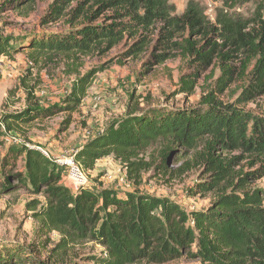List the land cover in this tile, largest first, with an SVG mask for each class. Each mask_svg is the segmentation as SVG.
I'll return each mask as SVG.
<instances>
[{"label": "trees", "instance_id": "16d2710c", "mask_svg": "<svg viewBox=\"0 0 264 264\" xmlns=\"http://www.w3.org/2000/svg\"><path fill=\"white\" fill-rule=\"evenodd\" d=\"M174 1L54 0L44 22L65 20L67 30L27 41L0 37V59L14 60L19 49H28L22 54L31 56L34 69L43 57L75 61L79 55L129 41L133 56L151 49L153 56L163 53L157 57L158 64L176 55L185 59L194 71L181 79L184 92H194L190 79H198L205 67L220 72L197 107L131 111L79 149L75 160L85 171L110 157L121 162L132 191L81 186L73 192L64 182L66 167L27 145L7 146L0 160L2 192L11 194L16 182L44 202L31 206L39 209L36 218L41 226L36 251L6 249L16 253L8 259L0 254V264H167L183 258L200 264H264V190L248 185L264 174V116L236 107L264 96V0H220L213 20L197 0H188L184 12L177 15ZM16 3L5 1L7 6ZM237 79L243 80L241 95L237 103L226 105L216 94L226 92ZM89 84L88 76L79 78L65 101L48 107L35 102L19 114L3 117L0 145H4V129L22 131L35 121L60 114L66 116L61 128L66 132ZM29 97L34 100V88ZM160 142L165 145L156 159L149 151ZM217 148L242 151L260 167L234 175L232 166L239 158L220 161L214 157ZM184 150L193 152L192 162L204 164L210 175L209 186L204 181L196 184L192 195L219 190L226 182L231 188L206 210L187 213L170 199L139 190L142 174L152 168L172 180L169 162L181 158ZM52 233L60 239L50 249L53 242L47 236ZM81 243H95L101 252L93 247L76 252L75 246Z\"/></svg>", "mask_w": 264, "mask_h": 264}, {"label": "rangeland", "instance_id": "374dc122", "mask_svg": "<svg viewBox=\"0 0 264 264\" xmlns=\"http://www.w3.org/2000/svg\"><path fill=\"white\" fill-rule=\"evenodd\" d=\"M0 0V37L16 38L20 41L43 38L47 34L67 30L65 20L59 23H45L44 18L54 0H17L14 5H5ZM188 0H175L177 15H181ZM207 10L208 17L213 20L216 7L221 6L220 0H197ZM19 5V6H18ZM74 2L71 7L75 6ZM243 12H245L243 10ZM131 42L124 41L113 48L102 52H92L86 56L79 55L77 60L57 56L49 61L43 57L40 66L32 68L31 56L22 54L28 49H19L14 60L6 57L0 59V121L3 117L16 115L26 110L30 104L38 103L40 107H48L65 101L72 87L79 78H89L87 94L78 111L72 114L73 123L66 132H62V124L66 116L57 115L51 119L35 121L22 131L7 132L0 145V160L6 147L11 144L27 145L49 154L52 161L60 158H75L79 149L91 137L103 131L112 121L124 118L131 111L140 113L146 110L189 109L198 106L200 100L210 93L211 87L220 72L205 67L199 78L190 79L195 83L193 93L184 92L182 77L189 78L194 69H189L185 59L180 55L158 64V56L151 49L139 56L129 54ZM243 80L237 79L223 94H216L224 104H235L241 95ZM34 88V100L30 101L29 93ZM256 116H264V96L236 106ZM165 143L154 145L149 151L154 158ZM40 151V152H41ZM179 159L169 162V172L174 173L173 179L157 175L152 168L142 174L143 184L139 188L144 194L167 198L177 203L187 213L206 210L217 199L218 195L230 193L231 188L224 183L219 190L209 193L192 195L196 184L204 181L209 186V176L204 164L192 162L194 153L182 151ZM214 157L227 162L239 158L233 165V174L244 171L258 170L260 165L252 161V157L242 151H224L217 148ZM189 161L187 166H183ZM21 165V164H20ZM67 171V170H66ZM264 173V171H263ZM86 185L90 189L115 191H132L134 187L127 182L126 169L121 162L110 157L100 160L95 169L83 172ZM67 176V173H66ZM1 178V177H0ZM64 182L76 191L77 187L65 177ZM237 184V181L235 182ZM253 189L264 190V174L257 180L248 183ZM11 194H4L0 188V254L8 259L16 252L6 249L20 247L36 251L39 244L40 220L36 218L39 210L32 208L34 202H44L41 196H34L18 183ZM53 242L50 249L58 243L60 236L52 233L47 236ZM44 241V240H43ZM101 252L95 243H81L75 251L89 252L91 248ZM6 250V251H5ZM75 252V253H76ZM73 255V254H72ZM34 257V253L31 254ZM47 254L41 257L46 259ZM20 262H12L18 264ZM167 264H200L196 260L183 258Z\"/></svg>", "mask_w": 264, "mask_h": 264}, {"label": "built area", "instance_id": "2783aa9c", "mask_svg": "<svg viewBox=\"0 0 264 264\" xmlns=\"http://www.w3.org/2000/svg\"><path fill=\"white\" fill-rule=\"evenodd\" d=\"M204 2L207 0H203ZM41 151V150H40ZM42 154L51 160L48 153L41 151ZM57 164L66 167L67 171V179L71 181L73 184H75L77 187L85 186L86 185V179L83 174L84 170L83 168L76 162L75 158L67 157V158H60L56 161ZM87 187V186H86Z\"/></svg>", "mask_w": 264, "mask_h": 264}]
</instances>
